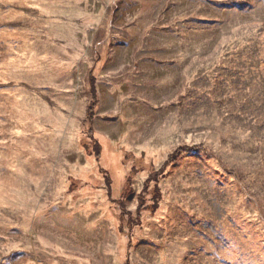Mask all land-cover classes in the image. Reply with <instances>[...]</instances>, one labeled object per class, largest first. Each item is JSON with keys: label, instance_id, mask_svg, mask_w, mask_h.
Wrapping results in <instances>:
<instances>
[{"label": "rangeland", "instance_id": "rangeland-1", "mask_svg": "<svg viewBox=\"0 0 264 264\" xmlns=\"http://www.w3.org/2000/svg\"><path fill=\"white\" fill-rule=\"evenodd\" d=\"M0 264H264V0H0Z\"/></svg>", "mask_w": 264, "mask_h": 264}, {"label": "trees", "instance_id": "trees-1", "mask_svg": "<svg viewBox=\"0 0 264 264\" xmlns=\"http://www.w3.org/2000/svg\"><path fill=\"white\" fill-rule=\"evenodd\" d=\"M180 151H182L181 149H178V151L176 152V154H174V156L171 158L172 162L176 160L177 155L180 153Z\"/></svg>", "mask_w": 264, "mask_h": 264}]
</instances>
